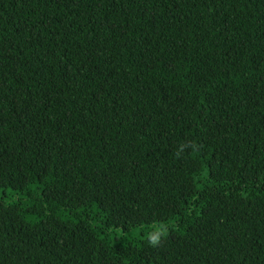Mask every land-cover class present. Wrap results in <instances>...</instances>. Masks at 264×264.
Masks as SVG:
<instances>
[{
    "label": "trees",
    "instance_id": "1",
    "mask_svg": "<svg viewBox=\"0 0 264 264\" xmlns=\"http://www.w3.org/2000/svg\"><path fill=\"white\" fill-rule=\"evenodd\" d=\"M0 264H264V0H0Z\"/></svg>",
    "mask_w": 264,
    "mask_h": 264
},
{
    "label": "clouds",
    "instance_id": "2",
    "mask_svg": "<svg viewBox=\"0 0 264 264\" xmlns=\"http://www.w3.org/2000/svg\"><path fill=\"white\" fill-rule=\"evenodd\" d=\"M150 242L155 245L158 242V236L157 235H152L150 237Z\"/></svg>",
    "mask_w": 264,
    "mask_h": 264
}]
</instances>
